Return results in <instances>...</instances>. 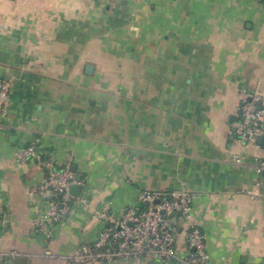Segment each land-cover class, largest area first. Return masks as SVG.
<instances>
[{
	"label": "crops",
	"instance_id": "crops-1",
	"mask_svg": "<svg viewBox=\"0 0 264 264\" xmlns=\"http://www.w3.org/2000/svg\"><path fill=\"white\" fill-rule=\"evenodd\" d=\"M0 79V251L67 264L42 257L32 190L41 160L70 158L88 202L55 229V256L96 239L95 211L120 218L142 192L186 189L213 261L264 263V144L238 145L230 126L244 93L264 97L262 0H0ZM177 244L183 257V232Z\"/></svg>",
	"mask_w": 264,
	"mask_h": 264
},
{
	"label": "built area",
	"instance_id": "built-area-1",
	"mask_svg": "<svg viewBox=\"0 0 264 264\" xmlns=\"http://www.w3.org/2000/svg\"><path fill=\"white\" fill-rule=\"evenodd\" d=\"M262 4L264 6V0ZM9 100L10 85L0 79V115L7 113ZM238 110L237 120L230 125L237 144L258 148V139L264 137V97L244 93ZM36 146L34 143L17 151L16 161L26 163L36 159ZM234 161L240 164L243 158L235 156ZM71 162L69 158L58 167L49 160L40 161L44 177L32 191L42 199L41 212L33 221V229L43 245L42 257L67 264H105L128 259L164 264H228L226 260L213 261L208 254L207 237L192 217L196 195L186 189L142 192L139 195L142 208H129L120 218L113 217L108 208L95 211L94 218L104 225L96 239L80 245L70 255L55 256L50 249L55 229L62 226L75 209L88 202L86 196L75 197L69 193L72 186L81 184L70 171ZM253 164L257 175H264V159L256 158ZM182 232L183 257L177 253V241ZM18 257L15 251H0V264H13Z\"/></svg>",
	"mask_w": 264,
	"mask_h": 264
},
{
	"label": "water",
	"instance_id": "water-1",
	"mask_svg": "<svg viewBox=\"0 0 264 264\" xmlns=\"http://www.w3.org/2000/svg\"><path fill=\"white\" fill-rule=\"evenodd\" d=\"M86 72H91V67H87L86 68ZM258 144L259 146L263 145L264 144V137H260L258 139ZM70 171L72 173L75 172V169H70ZM76 181L79 182L80 181V177H76ZM80 191H81V186L80 185H74L72 186L70 189H69V193L72 195V196H75V197H78L79 194H80ZM14 264H26V259L25 258H21V257H18L14 260Z\"/></svg>",
	"mask_w": 264,
	"mask_h": 264
}]
</instances>
